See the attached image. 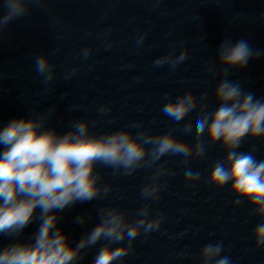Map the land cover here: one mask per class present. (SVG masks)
Returning a JSON list of instances; mask_svg holds the SVG:
<instances>
[{
  "label": "clouds",
  "instance_id": "obj_1",
  "mask_svg": "<svg viewBox=\"0 0 264 264\" xmlns=\"http://www.w3.org/2000/svg\"><path fill=\"white\" fill-rule=\"evenodd\" d=\"M31 0H4L7 13L0 17V31L15 18L29 11ZM144 37L140 38L142 43ZM91 49L82 55L87 58ZM261 53L254 50L247 39L233 43L225 39L218 50L222 79L213 93L215 104L208 101V93L197 96L192 91L171 98L165 93L166 103L161 111L174 122L167 132L154 134L142 123L127 129L96 134L94 122L79 119L71 122L70 130L59 133L48 127L53 110L13 118L0 128V236L12 242L0 246V264H79L88 251L101 240L106 241L97 251L91 264H114L132 251L133 243L141 235L155 232L164 222V215L152 216L151 204L159 199L166 186L162 177L173 175L164 163L167 155L180 156L185 167V178L200 179L187 165L192 160H205L209 145L219 143L224 150L222 160L211 164L208 183L217 189L230 185L236 197L234 205L246 201L253 209L252 216L264 220V159L258 160L251 151H239L242 142L264 139V99L245 91L240 81L229 77L232 69H243ZM188 59V51L179 55L169 53L154 61L155 65L169 64L175 68ZM35 70L43 83L55 79L49 57L35 59ZM76 69L66 75L69 78ZM200 108L195 122L187 117ZM110 109L105 105L100 111ZM183 122V123H182ZM195 128V143L180 139L179 129L191 134ZM97 165L111 168L113 174L133 175L138 169H154L153 175L141 190L145 202L137 211L136 219L129 220L126 211L117 207L98 209L99 222L80 236L73 245L72 233L62 226L63 214L77 204L88 203L106 196L111 185L101 183ZM84 214L73 218L77 226L88 223ZM37 223L30 240L19 239L29 225ZM128 243L124 244L123 241ZM254 247L264 246V222L252 231ZM113 245H119L113 247ZM223 242L208 243L199 253L201 264H230L229 256H221Z\"/></svg>",
  "mask_w": 264,
  "mask_h": 264
}]
</instances>
